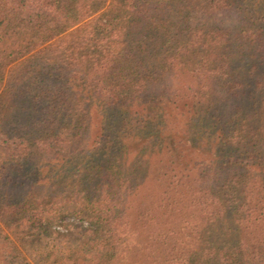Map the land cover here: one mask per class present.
<instances>
[{"label": "trees", "instance_id": "1", "mask_svg": "<svg viewBox=\"0 0 264 264\" xmlns=\"http://www.w3.org/2000/svg\"><path fill=\"white\" fill-rule=\"evenodd\" d=\"M70 214L50 264H264V0H0V228Z\"/></svg>", "mask_w": 264, "mask_h": 264}, {"label": "rangeland", "instance_id": "2", "mask_svg": "<svg viewBox=\"0 0 264 264\" xmlns=\"http://www.w3.org/2000/svg\"><path fill=\"white\" fill-rule=\"evenodd\" d=\"M226 21L225 15H215L209 21ZM92 139L98 133V118L93 114ZM88 227V221L75 214L64 216L53 225H45L42 229L29 232L28 229L15 231L14 234L0 228V264H50L54 249L65 250L67 246L75 245L74 239H83ZM54 232L59 237H54Z\"/></svg>", "mask_w": 264, "mask_h": 264}]
</instances>
